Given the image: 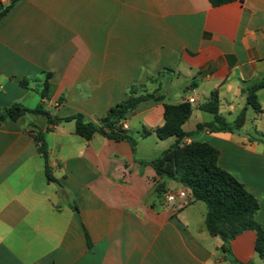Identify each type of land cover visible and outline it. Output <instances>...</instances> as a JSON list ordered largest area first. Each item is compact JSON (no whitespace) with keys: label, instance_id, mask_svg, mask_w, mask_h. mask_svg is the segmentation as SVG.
Instances as JSON below:
<instances>
[{"label":"crops","instance_id":"crops-1","mask_svg":"<svg viewBox=\"0 0 264 264\" xmlns=\"http://www.w3.org/2000/svg\"><path fill=\"white\" fill-rule=\"evenodd\" d=\"M9 3L0 0V8ZM262 78L264 0L16 2L0 19V109L40 105L51 117L80 114L99 124L131 89L162 99L140 102L122 122L134 149L99 134L85 140L74 121L51 125L26 114L0 122V264H264L254 231L232 239L225 255L206 230L205 205L151 164L174 143L153 133L164 104L194 99L185 142L218 151V167L257 199L264 231V88L256 92L259 113L243 93ZM212 91L226 124L244 111L239 129L196 130L213 120L199 109ZM161 171L175 175L168 163ZM179 190L190 202L183 208L165 202Z\"/></svg>","mask_w":264,"mask_h":264},{"label":"trees","instance_id":"trees-1","mask_svg":"<svg viewBox=\"0 0 264 264\" xmlns=\"http://www.w3.org/2000/svg\"><path fill=\"white\" fill-rule=\"evenodd\" d=\"M18 1L20 0H10L6 7L0 8V19ZM208 1L213 7H216L235 0ZM19 84L22 87H26L27 80L22 79ZM262 88H264V78L243 91L246 95V105L251 107L256 113L260 112L256 92ZM49 90L50 85L45 82L43 90L40 92L41 99L47 98ZM148 99L161 100L162 97L157 94L136 96L132 89L129 90L128 98L111 107L99 124L85 122L80 114L59 119L51 117L40 105L30 110L20 104H13L7 108L0 109V122L15 121L26 114L41 115L45 118L47 124L51 125L74 121L75 134L85 140H89L93 135L99 134L115 141H127L131 148L134 149L135 140L127 135L125 130L121 129L120 124L125 121L126 116L140 102ZM218 106V94L216 91H212L209 99L200 105L199 109L211 114L213 120L208 123L198 124L196 126L197 131L206 129L211 132H232L244 124V111L238 115L230 126L219 116ZM191 113L192 108L188 101L179 104H164L163 124L155 128L153 133L160 140L170 137H174L175 140L169 149L151 164L158 176L166 175V177L178 181L184 188L190 190L194 201L202 202L205 205L204 222L206 230L211 236L218 237L221 240V250L225 255L228 256L230 253L228 244L232 239L245 231H254L256 233L254 242L255 253L259 258L264 259V231L255 222V215L259 209L258 201L233 176L218 167L219 153L215 148L205 142H185L186 139L191 137L192 133L183 131L182 125L189 119ZM147 133L149 132H144L142 135L144 136ZM34 139L38 145V153L47 162L43 135L39 133ZM167 163L172 166L175 175L164 174L161 171V168ZM45 174L48 181H53L49 175L48 167H46Z\"/></svg>","mask_w":264,"mask_h":264},{"label":"built area","instance_id":"built-area-1","mask_svg":"<svg viewBox=\"0 0 264 264\" xmlns=\"http://www.w3.org/2000/svg\"><path fill=\"white\" fill-rule=\"evenodd\" d=\"M189 103H193L194 99L190 98L188 100ZM120 127L122 130H127V125L125 123H121ZM165 202L167 204H178L179 207L183 208L190 204L187 193L184 190H179L175 193H168L165 195Z\"/></svg>","mask_w":264,"mask_h":264},{"label":"rangeland","instance_id":"rangeland-1","mask_svg":"<svg viewBox=\"0 0 264 264\" xmlns=\"http://www.w3.org/2000/svg\"><path fill=\"white\" fill-rule=\"evenodd\" d=\"M200 101H203V96H201V95H200ZM193 107H195V105H193ZM153 138H155V137H153ZM170 140L174 141V138H172ZM199 204H201L200 206H204L203 203H199Z\"/></svg>","mask_w":264,"mask_h":264}]
</instances>
